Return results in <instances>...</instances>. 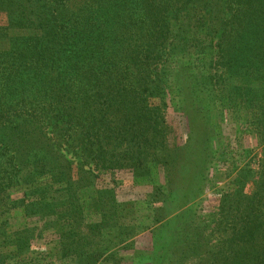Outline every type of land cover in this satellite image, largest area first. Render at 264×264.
<instances>
[{"label":"trees","instance_id":"16d2710c","mask_svg":"<svg viewBox=\"0 0 264 264\" xmlns=\"http://www.w3.org/2000/svg\"><path fill=\"white\" fill-rule=\"evenodd\" d=\"M170 109L190 144L168 143ZM228 121L240 148L224 140ZM216 163L212 181L226 184L204 216L194 206ZM118 171L152 186L136 201L162 202L147 207L159 227L172 207L190 212L167 264L201 252L202 264H264V0H0V264L81 257L96 239L83 241L87 213L118 225L103 184ZM50 231L52 248L31 251Z\"/></svg>","mask_w":264,"mask_h":264},{"label":"rangeland","instance_id":"374dc122","mask_svg":"<svg viewBox=\"0 0 264 264\" xmlns=\"http://www.w3.org/2000/svg\"><path fill=\"white\" fill-rule=\"evenodd\" d=\"M167 120L174 129V131L168 136L169 144L184 146L193 141L189 132L190 124L188 123L186 116L170 109L167 114ZM236 128L237 126L232 121L225 122L223 125V134L225 135L224 140L228 141L226 139L228 138L231 141L232 146L237 149L240 147H237ZM243 145L249 150L250 158L253 157L256 152L259 153V151L261 152L260 156H263L262 150L259 148L258 141L254 134H247L244 138ZM239 150L241 153L242 149ZM257 157H253L255 160L252 158V161H254L253 166L255 168H259L260 166ZM223 166L225 167L226 165L223 163H216L213 166H209L210 185L205 194L200 198L202 201L199 205L197 204L194 206V209L198 210L200 214L204 216L212 215V212H214L217 208L216 206L219 204L220 198L218 192L223 190L222 186L226 184V181L222 180L221 183H216V181H212V177L214 178L213 174L217 170L220 174L223 173L224 170H219L220 168H223ZM218 176L220 175L218 174ZM104 179L103 184H111V187L115 188V193L121 204V209L117 217L118 225L103 227L99 215L96 214L94 217L87 213V219L83 221L84 226L82 225L81 228L82 232H84L82 233L84 236L83 241L87 244V241L92 242L94 239L93 237H90L88 233H92L93 235L95 233L96 239L92 244H87L86 247L82 248L83 251L84 248L86 251L85 253H82L83 255L81 257H78L77 254L76 258L69 257L68 262H63L56 260L55 256L53 260L55 259L57 262L54 264H167L172 260V255H170L169 251L172 246L171 239L178 235L185 219L189 218L188 214H190V212H187L186 214L183 213L180 208H170L169 210L171 213L175 209H179V211L175 212L170 223L161 228L159 226L162 222L157 223L153 219V208H151V212H149L147 207L155 206V208L157 207V210H159L162 202L156 200V197L151 200L149 199L150 197H148L136 201L137 198H141L143 195H146L147 192L153 190L151 185L143 184L131 171H118L111 175L107 174L104 176ZM247 192H251L250 186L248 187ZM188 208L189 207L185 205L183 209L187 210ZM91 212L92 211H90V213ZM23 221L24 219L19 212L11 217V222L14 225H17V227L21 226ZM34 222L32 221V223ZM97 223L102 224V226L97 228ZM37 224L40 225L41 223L39 222ZM43 236L33 239L31 242V251L39 252L48 244V248H52V245L55 242H51L55 241L57 238L56 233H51L50 231L49 233L47 232L45 237ZM83 241L78 243V247L84 244ZM72 242V240L67 239L64 243L70 244ZM169 244L170 247L168 249ZM173 246L175 248L178 247L177 239ZM52 251L54 250L52 249ZM175 251L176 255L173 254L175 255V258L179 260V257H182V254L180 255L182 250L179 247V250ZM207 256L208 255L205 253L203 255L201 252L198 257L190 258V260H194V264H202L200 258L203 257V259H205L204 257ZM46 261H52V258L43 259L39 264H45ZM173 264L176 263L174 262Z\"/></svg>","mask_w":264,"mask_h":264}]
</instances>
